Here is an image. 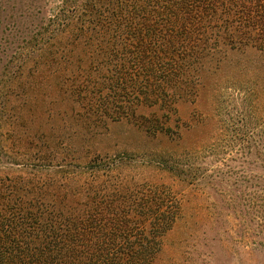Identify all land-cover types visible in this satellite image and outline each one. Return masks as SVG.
<instances>
[{"label":"trees","instance_id":"trees-1","mask_svg":"<svg viewBox=\"0 0 264 264\" xmlns=\"http://www.w3.org/2000/svg\"><path fill=\"white\" fill-rule=\"evenodd\" d=\"M35 40L0 79V264H155L212 146L186 134L230 89L264 112V0H59Z\"/></svg>","mask_w":264,"mask_h":264},{"label":"rangeland","instance_id":"rangeland-1","mask_svg":"<svg viewBox=\"0 0 264 264\" xmlns=\"http://www.w3.org/2000/svg\"><path fill=\"white\" fill-rule=\"evenodd\" d=\"M57 1L0 0V79L36 47L35 34ZM244 96L226 91L212 124L186 134L187 143L208 135L212 146L197 161L203 177L185 189L184 215L155 264H264V112L251 110ZM241 109L245 118L234 125ZM115 129L110 146L142 144L125 127Z\"/></svg>","mask_w":264,"mask_h":264}]
</instances>
